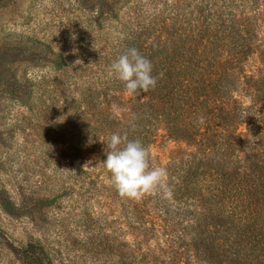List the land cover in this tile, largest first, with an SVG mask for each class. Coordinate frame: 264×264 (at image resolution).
<instances>
[{
    "label": "trees",
    "instance_id": "1",
    "mask_svg": "<svg viewBox=\"0 0 264 264\" xmlns=\"http://www.w3.org/2000/svg\"><path fill=\"white\" fill-rule=\"evenodd\" d=\"M158 4L121 0L104 24L89 19L102 32L116 25L110 51L39 42L67 77L54 89L66 102L58 112L71 120V166L88 165L76 181L88 197L103 190L119 205L134 242L162 230L198 264H264V0ZM132 47L152 62L157 85L129 95L110 65ZM116 132L140 140L153 166L160 138L184 146L165 168L171 198L119 196L103 165Z\"/></svg>",
    "mask_w": 264,
    "mask_h": 264
},
{
    "label": "rangeland",
    "instance_id": "2",
    "mask_svg": "<svg viewBox=\"0 0 264 264\" xmlns=\"http://www.w3.org/2000/svg\"><path fill=\"white\" fill-rule=\"evenodd\" d=\"M151 1L164 8L201 0ZM120 2L0 0V264H114L120 256L127 264H198L162 230L134 242L119 205L103 190L88 197L76 181L88 165L80 158L71 166V120L58 112L66 102L54 89L67 77L52 70L39 42L75 54L110 51L116 25L102 32L89 19L104 24ZM183 150L160 138L150 152L166 168Z\"/></svg>",
    "mask_w": 264,
    "mask_h": 264
},
{
    "label": "clouds",
    "instance_id": "3",
    "mask_svg": "<svg viewBox=\"0 0 264 264\" xmlns=\"http://www.w3.org/2000/svg\"><path fill=\"white\" fill-rule=\"evenodd\" d=\"M152 72V62L135 47L128 48L110 65V74L123 83L129 95L154 89L157 77ZM106 144L103 165L120 197L139 201L146 195L162 193L163 198H171L167 170L151 165L149 150L140 140H129L126 134L116 132Z\"/></svg>",
    "mask_w": 264,
    "mask_h": 264
}]
</instances>
